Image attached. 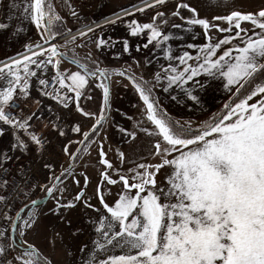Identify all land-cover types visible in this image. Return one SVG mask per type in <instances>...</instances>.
Returning <instances> with one entry per match:
<instances>
[{
  "label": "snow or ice",
  "instance_id": "snow-or-ice-1",
  "mask_svg": "<svg viewBox=\"0 0 264 264\" xmlns=\"http://www.w3.org/2000/svg\"><path fill=\"white\" fill-rule=\"evenodd\" d=\"M167 4L168 0H153L152 3H145L144 7L134 5L132 11L122 9L126 16L143 14L146 9L155 11L151 22L140 23L133 19L127 24L129 36L147 34L144 49L150 45L160 49L173 38L183 39L163 31V28L170 24V18L167 13L160 11V8L166 7ZM51 8L49 4L47 20L43 0H33L25 8L26 13H31L33 25L38 30L43 28L41 42L26 45L23 53L9 57L8 62L0 64V78L7 81V84L0 88V138L11 130L9 151L20 152L21 155L27 151L28 142L37 148L42 146L40 137L29 131L30 121L40 117L36 113L28 116L19 114L18 102L27 103L30 98L31 77L37 78L42 96L55 100L66 109L74 103L75 110L81 116L92 118L93 123L89 131L82 133L83 140L79 143L89 145L97 139L101 140L99 164L104 170L100 176L108 185L122 183L123 191L118 198L109 204L98 187L99 207L92 205L85 198L83 191L64 202L65 189L61 185L64 179L73 176L71 169L62 170L60 175L49 177V183L39 186L42 192L55 200L50 213L56 217L77 210L81 201L84 208L100 213L97 221L99 226L94 227V231L103 239L94 242L96 255L85 264H264V7L248 13L231 11L228 15L215 16L208 20L199 18L197 9L190 7L188 3L177 2L170 15L171 18H179L184 23L173 24V28L187 31L185 25L200 26L207 41L212 40L213 29L229 35L215 43L200 46L196 49V57L186 51L173 57L167 55L171 51L170 48L164 49L166 58L170 62L173 59L178 60L183 66V71L175 67L164 68L163 75L157 72L153 82L144 80L143 77L138 80L126 68L114 73L131 82L139 101L142 102V114H146L147 122L154 126L152 130L147 127H141L139 130L149 137L155 133L157 137L162 138L157 139L150 150V154L159 158V162L155 164L133 162L124 153H119L121 164L127 161L136 165L126 173L106 159L103 150L106 136H101V129L109 119V81L113 74L101 68L100 61L93 60L90 54L86 59L92 63L91 69L78 65L82 71L61 73L59 68L65 58V53L60 49H66L69 45L85 47L86 44L80 43L84 40H90L97 52L111 49L119 43L123 53L128 54L131 45L127 39L113 41L103 37L105 27L123 22L124 17L113 13L115 18L105 17L104 24H84L77 27L79 35L75 36L70 28L66 31H53V22L60 21L61 17L53 13ZM181 10H187L190 16H182ZM71 15L79 20L75 10H71ZM214 21L226 23L227 27H222ZM245 23L251 25V28L245 27ZM7 27L8 25L0 23V30ZM255 29L260 32L254 38L249 32H254ZM97 33H100L98 38L92 40ZM64 35L72 36V39L64 44L54 42ZM233 41L243 46L233 47ZM186 47L196 48L191 43ZM136 51H140V46L136 47ZM191 60L195 61V66L188 63ZM134 63L139 64L138 61ZM49 65H52L55 72L52 84L58 83L60 89L67 90L65 93L61 94L55 87L53 91H47L49 81L40 78L33 69L34 66L35 69L43 71ZM202 75L222 78L223 87L229 92H234L239 102L234 100L226 103L218 115L200 124L191 119L168 118L167 113L160 109L159 101L153 97L156 85L166 80L169 87H181L189 100L199 104V98L189 87H207L197 79ZM90 78L98 81L95 86L101 90L99 115L95 110H85L80 103L82 98L92 99L87 91L91 87ZM68 80L71 84L66 83ZM163 90L167 91V88ZM69 92L74 95H68ZM253 97L259 98L258 104L248 103ZM8 108H17L18 112L10 114L6 111ZM53 128L59 136H66L59 124L53 125ZM116 129L123 139L130 141L129 146L133 147L138 140L137 132H129L119 125H116ZM71 131L80 134L82 130L80 125L76 124ZM20 132L27 134L28 142L18 136ZM71 143L73 141L69 140L62 151L75 157L76 153L70 152ZM173 153L178 155L169 159ZM0 155H4V160L0 161L2 171H8L6 164L14 159L19 160V157L7 153ZM165 166H169L172 173L167 178L166 186L161 187L157 185L155 177ZM44 168L53 170L52 165L48 163L44 164ZM113 175L118 176L119 181L112 179ZM75 183L79 184V180H75ZM87 184L88 177L85 176V187ZM0 187L7 190L8 181L0 180ZM34 189L35 186H29L23 192V207L14 216L9 211L0 214L9 221L13 233L19 230L20 237L19 240L14 236L10 238L7 229L0 232V264H42L38 250L24 239L38 220L32 209L37 207L40 201L31 200L30 204L27 202ZM132 190H135L134 196L129 194ZM57 192L60 193L59 196L56 195ZM16 193H20V188L16 189ZM12 199H15V196ZM0 203H3L6 209L9 207L8 198L4 196H0ZM72 234L77 235L76 232ZM57 237L63 239L59 233H54L50 238L53 246ZM86 247L81 248L82 254ZM116 247L131 251L122 255H111L110 249ZM17 248L19 253L9 259L8 252L16 251Z\"/></svg>",
  "mask_w": 264,
  "mask_h": 264
},
{
  "label": "rangeland",
  "instance_id": "rangeland-1",
  "mask_svg": "<svg viewBox=\"0 0 264 264\" xmlns=\"http://www.w3.org/2000/svg\"><path fill=\"white\" fill-rule=\"evenodd\" d=\"M56 1L59 10L62 11L63 16L66 20L67 27L72 30V35L75 36L79 35V33H77L76 31L77 27H82L84 24H91L93 26H95L97 23L104 24L105 17H110V19H112L115 18L113 16V13L120 14V12H122L123 14L121 16L124 17V21L105 27L103 30V37L106 40L111 39L113 41H123L127 39L129 41V44L131 45V50L128 54L123 53L122 45L119 43H117L115 47L111 49L106 48L102 52H97L90 40L80 41V43L87 45L85 47L69 45V51H71V55L74 58L92 64L88 59H86V57L90 54L93 60L98 59L100 61V67L103 69H114V71H121L122 69L126 68L130 73H133L134 75L137 72L142 73V70H140L141 68L145 69L147 78L151 75V72H155V74L157 72H161V74L163 75L162 69L167 68V66L172 63H174L173 67L177 68L179 71L183 69V66L180 65L178 60L173 59L170 62L166 58L164 49H171V51L167 53V55L169 56L176 57L182 55L186 51L192 57H196L197 54L195 50L200 46L210 42L215 43L218 39H222L225 35H229L227 33L217 32L213 29L211 30L212 40L207 41L204 36V30L200 26L185 25V27L188 28L187 31L183 29L173 28V24L184 23L179 18H171L170 14L175 10L177 2L188 3L190 7L197 9L199 18H206L208 20H212L215 16L228 15L231 13V11L248 13L257 11L261 7H264V0H168L167 6L160 8V11L167 13L170 18V24L168 26H165L163 28V31L166 34L171 33L174 37H183V39L173 38L169 42L164 43L160 49H157L152 45H150L147 49H144L143 44L146 42L147 34L145 33L138 37H131L129 36V28L127 27V24L130 23V21L133 19L138 20L140 23L151 22L152 17L155 15V11L153 9H146L145 13L143 14L137 13L135 16H126L122 9H131L130 7L133 8L134 5L140 6L143 3V5L145 6V3H152L153 0ZM143 5L142 7H144ZM53 8L54 6L51 8V11L54 13ZM71 10H75V12L79 16V20L71 15ZM181 15L185 18H188L190 16V13L187 10H181ZM214 23L219 24L222 27H227L226 23H222L220 21H214ZM244 26L251 28V25H248L247 23H245ZM259 32V29H255L254 32H249V35H252L255 38L256 34H258ZM99 35L100 33H97V36L92 37V40L98 38ZM62 37L70 38H67L63 43L59 44H64L66 41H70L72 39V36L69 35H64ZM62 37H58L57 39ZM189 43L195 45L196 48H187L186 45ZM137 46H140L139 52L136 51ZM242 46L243 45L239 44L237 41H233V47ZM233 55H235V53H233ZM134 61H138L139 64L134 63ZM141 61H144V67H141ZM146 61L147 63H145ZM191 61H188V63L190 64ZM63 67H68L70 70H73L75 72L80 71L77 67L62 60L59 65L60 70L63 69ZM33 69L37 71L40 78L46 79L48 81L52 80V77L55 75L52 65H49L43 71L35 69L34 66ZM197 79L200 81V83L207 85V87L204 88H200L198 85L189 87V90L199 98V104H196L193 101L189 100L185 91L181 87L178 88L182 89L180 93L175 95L170 94L171 99H169L166 104H168L169 107L172 108V110L175 109L178 111V115L181 116V120L191 119L197 124H200L205 120H210L219 112V109L213 112H211L210 109L216 107L220 103L221 95L226 91V89L223 87V81L220 77L209 78L202 75ZM163 82L164 81L162 80V84L160 86L163 85ZM66 83L71 84V81L68 80L66 81ZM209 87H213L215 91L214 96H209L203 92L207 91ZM196 88H199L203 91L200 92L198 90H194ZM40 89L41 86L39 85L37 78L31 77L30 98L28 102L35 101L38 103V105L33 106L32 104H29L27 102L28 106L26 105L25 107V105H23V103L21 102L23 105L22 111L20 113L21 116H28L31 113H36L38 116L40 112L45 116L44 119L33 118L30 121L31 128L29 129V131L36 134V129L41 128L42 130H49L50 126L58 119H63L67 121L69 125L74 126V124L69 119L59 116L55 107L52 105L56 101L42 96L40 94ZM88 90L93 94L94 86L91 85ZM60 93L62 94V92ZM160 109L163 111L161 107ZM40 123H42L41 127L37 128L38 126H40ZM18 136L28 142V136L26 133L20 132L18 133ZM154 136L155 135H153L152 137ZM49 137L51 138V143L49 144L48 153L38 157L37 146L30 142H28L27 151L23 155H21L20 152L13 153L9 151V145L12 140L11 130H9L3 138H0V153H7L8 155H11L13 157H19L18 161L15 159L12 161L17 162L18 164H34L35 177L33 180V186H35L34 191L38 197L42 195V193L44 196L46 195L41 191L39 187L40 185L49 183V177L60 175L62 170H66L69 168L72 156L66 155L62 151L64 145L68 144L69 140H72L73 143H71L70 145V152L75 153L77 147L79 146V142L83 139L82 135V138L79 141L78 139L80 138V134L74 133L66 135L65 137H58L54 134H50ZM143 149V152L145 153L147 149L146 145L145 147H143ZM3 160L4 155H0V161ZM45 163L52 165L53 170L49 171L45 169ZM73 180L75 181L77 179L73 178ZM78 186L79 185H73V182L71 181L67 182L64 185H61V187L65 189L63 193L64 202L72 199L73 194L76 192ZM88 186L89 185H87V188ZM56 195L59 196L60 193L57 192ZM87 195L88 192L86 193L85 198H87ZM54 204L55 200L48 197L47 201L44 202L37 211L36 208L32 209V211L37 214L39 220H37L35 227L27 233L24 239L33 244L40 253V256L50 264H85L86 261L95 257L96 255V252L94 251V242L102 241L103 239L94 231V227H96V223H93L94 219L87 216V210H85L84 207L79 206L77 210H71L68 214H62L61 216L56 217L55 215H52L50 213V209L54 206ZM74 211L77 212V215L73 214ZM61 212L63 213L64 210H61ZM79 224H82V226L84 225L83 229L80 230L78 228ZM73 232H76L77 235H73ZM54 233H59L60 236L63 237L62 240L57 237L55 246H53L50 242V238L54 235ZM84 246L87 247L82 254L81 248ZM129 251L131 250L127 248L121 249L120 247H116L110 249V254L122 255ZM32 258L35 259L34 257Z\"/></svg>",
  "mask_w": 264,
  "mask_h": 264
},
{
  "label": "crops",
  "instance_id": "crops-1",
  "mask_svg": "<svg viewBox=\"0 0 264 264\" xmlns=\"http://www.w3.org/2000/svg\"><path fill=\"white\" fill-rule=\"evenodd\" d=\"M32 2L33 0H0V23L8 25L6 29L0 30V64L4 62H8L9 57H16L18 54L23 53L25 51L26 45L31 44L33 42H41L40 36L43 30L41 29L38 30L33 25V23L31 22L30 11L28 13L25 12V8H27ZM50 4L54 6L53 8L54 13L59 17H61L60 21L63 23L64 28L68 29L63 13L58 8L57 1L50 0ZM143 4H141L140 6L142 7ZM130 8L131 9L128 8V10H133L132 7ZM195 51L197 54V50ZM143 62L144 61L140 62L141 67H144ZM190 65L195 66V61L192 60L190 62ZM173 66L174 63L169 64L167 68ZM140 70H142V73L137 72L135 75L139 77H143L144 80H147L149 82H153L155 80V72L153 73L151 72L150 73L151 75L147 78L145 74V69L141 68ZM60 72L74 73L75 71L70 70L68 67H63V69H61ZM116 72L118 71L110 72V74H113L111 75V79L109 81L110 112L108 113V117H109L108 121L104 124L103 128L101 129V136L102 137L106 136V140L103 141V150L106 153V159H108L109 162H111L114 165V167L118 168L121 172L126 173L128 169L134 168L136 166L135 163L133 162H142L146 164L148 163L155 164L159 162V158L150 154V150L152 145L156 142V140L157 139L162 140V138L157 137L155 133H154L155 135L154 137H149L146 133L139 130L141 127H147L149 130H152L154 126L151 125L150 122H147L146 114H142L141 112L142 102L139 101L138 94L132 88V85L130 84L129 80L124 77H119L114 75V73ZM163 81L164 82L162 86H160L162 83L156 85L153 93L155 94L157 100L159 101V106L163 109L165 113H167V115H169L171 118L174 117L173 119L176 118L177 120H181V116L178 115V111L175 109L172 110V108L169 107V105L166 104V102L169 101V99H171L170 94L173 95L178 94L181 92L182 89H178L179 87L176 85H172L169 87L167 85V81L166 80ZM90 83L92 86H94V91H93L94 93L92 94L89 90L87 91L88 94L91 95L92 99L88 100L86 98H82L80 103L81 106L85 108V110H89V109L95 110L97 115H99L100 114L99 107L102 100L101 90L95 86V84L98 83V81H94L90 78ZM6 84L7 81L4 80L3 78H0V88L4 87ZM56 88L59 90V92H62V94L67 91L66 89H60L58 83L56 84ZM164 88H167V91H164L163 90ZM194 90H198L200 92L203 91L199 88H196ZM203 92L209 96L215 95V91L213 87H209L207 91H203ZM233 94L234 92H229L227 90L223 92L220 98L221 99L220 103L216 107L210 109V111L213 112L218 109L220 110L223 107L224 103ZM68 95L72 96L74 94L70 93ZM28 103L32 104L33 106L38 105V103L35 101ZM28 103H23V105H25L26 107V105L28 106ZM248 103L250 105L252 103L258 104L259 98L253 97V99L248 101ZM52 105L55 107L59 116H61L62 118L65 117L69 119L74 125L76 124L80 125L82 130L80 133V138L78 139L80 141L82 138V133L90 129L93 123L92 118L81 116L80 113L75 110L74 103L70 106V108L67 109L62 107L57 102H54V104ZM38 116L40 117V119H44L45 117L43 113L41 114V112L38 114ZM41 125L42 123H40V126H38L37 128H40ZM116 125H119L120 128L126 129L129 132L132 131L137 132L138 140L133 147L129 146L130 141H126L125 139L122 138L121 133L118 132L116 129ZM40 129H36V130L38 131ZM100 144H101V140L97 139L95 143L89 144L87 146V148L84 151V154L82 155L78 163L68 168L71 169L73 176L64 179L62 183L64 185L67 182L71 181L73 182V185H79L76 192L73 194V197L77 195L80 191H83L85 195L88 192L86 199L96 207H99L98 196L100 193L97 192L98 187L102 192L104 199L109 204H111L115 199H117L119 194L123 191L122 183L118 182L114 185H108L106 182L102 181L101 179L100 173L101 171L104 170V168L102 165L99 164ZM145 145L147 149L144 153L143 147H145ZM119 153H124L127 157H129L130 161L133 162L125 161L123 164H121V160L118 155ZM176 155H178V153H173L172 156L168 158L172 159ZM171 173H172V169L169 166H165V168L161 169L156 174L155 177L157 181V185L161 187L166 186L167 178L168 176L171 175ZM85 176L88 177V184H87L89 185L88 188L87 187L84 188ZM73 178L79 180V184H76ZM111 178L119 181L118 176L113 175ZM33 192L34 194L32 195L31 199L28 201V204L31 203V200L40 201V204L37 207H35L37 211L39 207L44 202L47 201L48 196L47 195L44 196L42 193V195L38 197L35 194V191ZM129 194L134 196L135 190H132ZM145 194L146 193H142V195ZM82 204L83 201H81L78 204V206L83 207L81 206ZM84 209L87 210V216L92 217L94 219L93 223H96V226H99L97 221L100 213L94 212L91 209H86V208ZM24 214L26 216L27 212L25 211ZM73 214L77 215V212L74 211ZM83 226L82 224H79L78 228L81 230L83 229ZM7 230L10 237L14 236L16 240H19L20 238L19 230L13 233L11 231V225H9ZM18 253H19V248H17L15 255H17Z\"/></svg>",
  "mask_w": 264,
  "mask_h": 264
},
{
  "label": "built area",
  "instance_id": "built-area-1",
  "mask_svg": "<svg viewBox=\"0 0 264 264\" xmlns=\"http://www.w3.org/2000/svg\"><path fill=\"white\" fill-rule=\"evenodd\" d=\"M65 37L57 39V43H63L66 39ZM69 50V48H61L60 51L65 52ZM56 85L52 84V80L49 81L48 89L47 91L51 92L53 91V88ZM48 98V97H47ZM19 103V114L22 111V103ZM7 112L10 114H16L18 112L17 108H8L6 109ZM59 124L60 127L64 130L66 135L73 134L71 131L72 126L68 124L67 121L63 119L56 120L51 126L49 130H38L36 134L40 137L42 141V146L38 148L37 157L42 156L48 153L49 151V144L51 143V138L49 137L50 134H54L58 137V132L54 130L53 125ZM8 168V171H2L0 170V180H7L8 181V188L5 190L3 187H0V196H4L8 198L9 201V207L6 209L3 203H0V214L4 213L5 211H9L11 215H15L17 211L21 209L23 206L22 201L24 200L23 192L29 187L33 186V180H34V172L35 167L34 164H18L17 162H10L5 165ZM20 188V193H16V189ZM33 191L30 193V199L33 195ZM15 196V199H12V197ZM29 199V200H30ZM28 200V201H29ZM27 201V202H28ZM10 223L7 219L4 218L3 215H0V232L5 231L9 227ZM10 237V236H9ZM11 238V237H10ZM2 246V245H0ZM16 251H9L8 252V258L11 259L13 256H15Z\"/></svg>",
  "mask_w": 264,
  "mask_h": 264
},
{
  "label": "trees",
  "instance_id": "trees-1",
  "mask_svg": "<svg viewBox=\"0 0 264 264\" xmlns=\"http://www.w3.org/2000/svg\"><path fill=\"white\" fill-rule=\"evenodd\" d=\"M43 3H44V7H45V13H46V19H47V15H48V9H47V6L50 4V0H43ZM53 31H65V28H64V26H63V23L61 22V21H54L53 22ZM65 53H66V55L67 56H69V57H71V58H73V59H75V60H77L78 62H80L81 64H83L84 66H86V67H88V68H93V65L92 64H90V63H86V62H83V61H80V60H78V59H76V58H74L72 55H71V51H69V50H67V51H65ZM109 73L110 72H113L114 71V69H111V70H108V69H106ZM136 78L139 80L140 78L139 77H137L136 76ZM130 82V81H129ZM130 84H131V82H130ZM153 97L154 98H156L155 97V94L153 93ZM236 101V102H239L238 100H236V94L234 93L227 101H226V103H231L232 101ZM225 103V104H226ZM234 106V105H233ZM224 109V107L221 109V110H219V112L216 114V115H218L222 110ZM164 112V111H163ZM168 116V118H170L171 120H174L173 118H171L169 115H167ZM212 119V118H211ZM210 119V120H211ZM83 140V139H82ZM81 140V141H82ZM88 145H85V144H82V143H79V146L77 147V149H76V151H75V153H76V156L75 157H72V159H71V162H72V164L73 165H76L77 163H78V161L80 160V158L82 157V155L84 154V150H85V148L87 147ZM78 150H80V151H78ZM40 259H41V261H42V264H50V263H48V261H46L44 258H42L41 256H40Z\"/></svg>",
  "mask_w": 264,
  "mask_h": 264
},
{
  "label": "water",
  "instance_id": "water-1",
  "mask_svg": "<svg viewBox=\"0 0 264 264\" xmlns=\"http://www.w3.org/2000/svg\"><path fill=\"white\" fill-rule=\"evenodd\" d=\"M45 20H47V19H46V15H45ZM42 30H43V28H42ZM64 53H65V52H64ZM63 61H65V62H67V63H69V64H71V65L77 67L78 69H80V70L82 71V69L79 68L78 65H83V64H81V63L78 62L77 60H75V59H73V58L67 56L66 53H65V58L63 59ZM73 61H75V63H73ZM72 166H73V164H72V162H71V163L69 164V167H72Z\"/></svg>",
  "mask_w": 264,
  "mask_h": 264
},
{
  "label": "bare ground",
  "instance_id": "bare-ground-1",
  "mask_svg": "<svg viewBox=\"0 0 264 264\" xmlns=\"http://www.w3.org/2000/svg\"><path fill=\"white\" fill-rule=\"evenodd\" d=\"M149 3H150V2H149ZM129 11H131V10H129ZM122 14H123V13H120V14H118V15L121 16ZM77 33H78V32H77ZM77 33H76V34H77ZM67 38H70V37H65L64 39H67Z\"/></svg>",
  "mask_w": 264,
  "mask_h": 264
}]
</instances>
